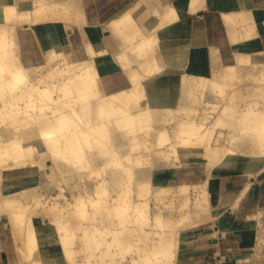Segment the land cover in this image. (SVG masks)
<instances>
[{
    "label": "bare ground",
    "instance_id": "1",
    "mask_svg": "<svg viewBox=\"0 0 264 264\" xmlns=\"http://www.w3.org/2000/svg\"><path fill=\"white\" fill-rule=\"evenodd\" d=\"M151 1L153 4L150 7H146L144 13H137L135 16L130 13L124 14L113 19L111 22L110 26L116 35L115 37L118 38L122 45L124 44L123 51L119 54V59L122 62V68L128 72L131 81V85L128 88L116 91H111L103 82V78L107 77L105 75H109L110 73H102L95 63L98 51L85 35L84 24L86 18L80 0H29L32 7L20 8L16 13L15 10H18L16 4H5L2 7V19L0 20V59L2 57L4 58L2 66H0V162H5V165L4 168H1L0 181L5 182L9 180L12 182L21 180L24 176L31 177L34 171H40L45 168V161L48 157H51L53 160V167L50 174L53 176L54 170H57L58 167L60 169L58 177L61 179L64 178L65 172L71 166H77V164L84 163L85 161L91 165L92 163H99L102 156H104L107 163L114 158L123 159V163L108 171L104 183L96 184V188L93 191L96 192L97 196L93 198L91 197L92 195L90 197L84 196L73 202L70 200L66 201V203H71L73 209L76 211V215L81 213L82 215L80 214V217L84 215L87 221L90 219L88 227L90 231L85 232H88L92 236L90 237L85 233L87 238L85 239L84 236L85 246L74 247L75 230L72 231L71 228L67 227L66 224L69 222L66 223V220H64L65 215L59 218L52 214L47 215L48 211H46V206L44 205L46 202L43 200L45 195L39 193L36 187L27 186L17 195L16 191L10 189L4 190V187H2L3 184L0 185V219L3 217L8 219V222L4 223V227L11 230L14 242H18L17 247H19L21 257L19 264H53L61 258H65L67 261L68 257L69 261L71 259L75 262L77 254L84 253L85 250V252L89 253L88 256L86 254L87 259L91 258L89 261H92V257L96 254V249L98 247L101 248L100 246L103 247V241L105 240V238L103 241L100 240L101 238L99 236L101 235L100 237H102L103 233L107 234L106 232L110 230L108 229V231L106 230L104 232L102 228L100 229L98 227L99 229H97L98 220H95L96 222L92 221L94 217H92L93 215L91 216L90 209L93 208V211L97 209L98 212L101 210H98L100 206L105 208V210L107 209L109 214L114 217V220H116L115 225L118 226L115 233L120 230L119 232H121L122 236L129 237L132 231L133 235L131 234V236L133 237H135L134 232L137 233L136 237L140 236L138 238H141L143 234L149 235L146 232L151 230L144 231L145 229H139L142 226L141 224L144 226V223L151 228L153 227V230L155 227L162 228V231H156L158 238H153V240L150 239L149 241L153 249H148L150 251L144 253L145 255L142 257L135 259L132 264H152L153 262V264H179L178 253L181 233L179 229L185 226V221L187 223L191 221L189 213L192 214V212L180 213L177 218H171L169 216L171 219L168 222L162 221V214L156 215L155 221L151 219L149 215L150 203L148 199H146L147 201L142 199V194L149 189L148 186L150 180L153 179L154 171L158 168H163L165 164H161L160 161L155 160L153 169L138 166L134 162L133 164L130 162L132 164L130 165L128 160H133L130 156V151L134 150L141 143L134 141L138 142V144L131 147L126 138L132 139L131 136L138 135L139 129L141 131L146 130L145 128L151 124H163L167 116L164 109L168 103H176L175 108L171 109L174 114H181L182 112L186 114L187 110L191 109L188 108V102L190 101L191 104V100L200 98L197 97L199 96L197 95L198 90L194 93L199 88L203 90L208 88L206 91L208 90L209 92L211 89L210 94L216 92V96L236 102L234 99L236 93L228 95L227 92H224L225 86L230 84L228 78L231 76H239L237 72L239 71L240 65L243 66L247 59L258 58V56H255L253 53L237 50L234 52L235 62L227 65L222 62L220 50L218 48H212L213 58L210 66L212 76H206V67L190 68L187 72H184L180 79L181 86L178 101V98H175L177 95H172V90L156 77L165 73L164 71L167 70L165 67H168V71L170 70V66L172 67L166 61L167 56L162 52L157 33L159 28L170 24L172 17L171 11L170 8L166 9L160 0ZM188 1L192 11H197L207 6V0ZM142 4L143 2H140L136 6L140 7ZM49 10H51L48 14L50 19L56 17V19L64 21L69 27H77L80 29L83 35V45L85 46L83 49L85 52L77 61L70 57L71 59H69L67 66L64 68L61 67L57 70L54 66L47 67L44 74L34 71L32 76L24 77L26 66L28 65L30 67L32 64L26 58L23 61L24 57H26L24 54L31 48L25 45L28 42L27 36L24 35L25 31L30 33L28 35L29 40L33 39L36 42L35 48L40 47L45 52L70 47L68 45L44 48L39 36H36L31 30L24 29V31H21L19 29L21 24H24L22 26L26 28L27 24L49 22L46 21L48 19L45 20L46 22L41 21V18ZM132 10L134 11L135 9ZM235 17L236 14L232 17H227L226 15L225 18L230 24H236L238 21ZM149 18L151 21L158 19L157 24L153 27L150 26L148 22ZM251 21L254 24L253 18H251ZM251 27L248 26L246 29H251ZM14 29H17V31L13 33ZM6 35L12 36L4 39ZM234 37V34H232L233 40ZM128 47H131V49L128 50ZM158 90L162 92L161 95L158 93ZM193 94L196 95V98L193 97ZM213 94H211L209 99L213 97ZM239 96L237 98L241 99L242 96ZM209 99L206 98V101ZM259 100L257 102L260 103ZM202 101L203 98L201 97V104ZM209 101H212V99ZM251 101L245 104L236 103L233 106H231L232 104H228L217 119L216 125L223 123L221 126H226L229 131L227 135L221 132L219 137L224 135L226 140L229 139L230 143L227 142L231 146L208 145L204 140V132L207 130L203 129L202 124H196L193 119L179 121L182 135L180 137L175 135V140L172 141L173 149L177 153V159L180 160L181 151H186L188 154H193L198 151L203 152L205 157L204 166L211 164L212 169L206 173V177L203 179L204 182H201L204 184L208 183L209 189L213 182L217 184V190L219 189V191L213 193L212 203L218 200L220 189L228 185L229 176L238 174L255 177V175L264 174V134H262V132L264 133V107L262 106L264 101L261 105L263 108L258 106V103H255L256 101ZM191 110L192 112L194 111L193 109ZM234 111L236 114L242 111L243 115L234 116L236 115L232 114ZM202 112L204 113V111ZM107 114L109 116H107L108 120L99 123L100 116ZM236 120H245L243 121L245 125L243 127L241 126V129H235L236 125L234 126L232 122H236ZM26 121H30L34 125L25 128L21 122L24 123ZM211 130L213 129L209 131L211 132ZM114 133H116L115 137H113ZM206 138L212 139V135L211 137L208 135ZM156 139L161 144L166 141V138L163 136V131H159L156 134ZM109 143V146H113V151L109 150L110 147H107ZM193 144L195 147H193ZM119 146H121V154L119 152ZM126 153L128 154L127 156ZM106 155L111 156L106 158ZM141 160L144 159L141 158ZM141 160H139V163L137 162L139 165ZM213 169L226 175H214ZM21 170H25L24 173H20ZM5 171H13L17 175L6 176ZM153 182L158 184L154 180ZM133 183L134 187L131 188V184ZM158 185L162 186V184ZM206 191L207 188L203 189V193L200 195L197 203H201V205L205 203L207 205V202H211L207 197L208 194ZM3 194L5 195L3 196ZM59 196H65L64 192L59 194ZM24 198H31V202L27 203V200L24 203L22 201ZM138 198L141 201H137ZM181 207L189 209L188 198L183 200ZM29 208H32L33 211L26 219ZM209 213V211L205 213L202 219H208ZM100 214L102 215V213ZM38 217L42 219L41 222L44 226L53 224L59 231V251L52 252L51 249L53 246L49 244L50 241L47 239V235H39L38 228L34 223ZM100 217L102 218V216ZM256 217L260 218L261 214L252 216V218ZM129 221L131 224H136H133L135 226L134 228H128L127 223ZM63 223L64 227L62 225ZM75 225L78 224L76 223ZM85 226H88V224ZM143 226L142 228H144ZM60 227H63V229H60ZM94 229L97 230L95 231ZM112 233L114 234V232ZM122 239L124 238H120L116 234L115 239L111 241L119 247L118 242L122 243ZM111 241L107 244L110 243L111 245ZM148 243L147 245H149ZM105 245L106 243L104 247ZM110 245H107V249L109 250L112 249V245L111 247ZM144 247H141L143 248L141 249L142 252L143 250L146 252ZM123 257L122 260L124 259ZM100 258L102 259V255ZM116 260L113 258L112 264L119 262ZM84 261L87 262V260ZM91 261L89 263H93ZM88 262L85 264H89ZM108 262L111 264V259ZM108 262L106 261L105 264H109ZM77 264L82 263L78 262Z\"/></svg>",
    "mask_w": 264,
    "mask_h": 264
},
{
    "label": "crops",
    "instance_id": "2",
    "mask_svg": "<svg viewBox=\"0 0 264 264\" xmlns=\"http://www.w3.org/2000/svg\"><path fill=\"white\" fill-rule=\"evenodd\" d=\"M80 2L86 18L85 35L98 51L95 63L102 73H110L103 78L105 86L111 91L128 88L131 85L129 74L122 68L119 59L124 44L122 45L115 37L110 25L113 19L124 14L130 13L135 16L137 13H144L146 7H150L153 2L151 0H80ZM140 2H143L142 6L137 7ZM160 2L166 9L170 8L172 17L170 24L159 28L157 33L162 52L167 56L166 61L172 65L170 70L174 69L173 72H165L158 76L161 82L165 83L171 76H174L176 83L181 82V75L190 68L206 67L208 73L213 58L212 48L220 50L222 62L227 65L235 62L234 52L237 50L253 53L264 59V0H207V6L197 11L190 9L188 0ZM5 4H16L19 8L32 7L29 0H0V20L1 9ZM234 14L238 22L230 24L225 17L226 15L232 17ZM251 18L254 19V24ZM148 22L153 27L158 19L151 21L149 18ZM248 26H252L251 29H246ZM26 28L40 37L44 48L77 46L83 42L80 29L69 27L62 20L27 24ZM232 34L235 36L234 40ZM33 41L29 40L28 46L31 48H35L36 45ZM232 59L233 62L230 63ZM121 74H125V80ZM168 76L170 77L167 78ZM184 152L185 157L180 155L178 164L156 169L153 180L164 186L174 188L180 186L185 172L192 170L194 164L196 167L202 164L196 162V159H199L196 152L193 154ZM229 178L228 185L220 189L218 200L212 203L211 216L200 224L181 230L179 264L264 263V174L255 177L233 174ZM216 187L217 184L212 182L210 185L212 193L219 191ZM259 213L260 218H252ZM5 229L0 225V264H19L21 261L19 250L12 233L7 234ZM41 229L38 228L39 235H47L49 244L53 246L51 251H59L58 233L50 231L49 228ZM12 246L16 250L14 255L10 253Z\"/></svg>",
    "mask_w": 264,
    "mask_h": 264
},
{
    "label": "rangeland",
    "instance_id": "3",
    "mask_svg": "<svg viewBox=\"0 0 264 264\" xmlns=\"http://www.w3.org/2000/svg\"><path fill=\"white\" fill-rule=\"evenodd\" d=\"M17 9L18 10H15V13L20 10V8L18 6H17ZM50 11L51 10H49L47 12V14L41 18L42 19L41 21L44 22L46 19H48L46 21L58 20V19H56V17H54L53 19L52 18L50 19V17L48 16ZM22 25H24V24H21V26H19L20 27L19 29H21V31H24V29H27V28H23L24 26H22ZM16 31H17V29H14L13 33ZM24 33H25L24 35L27 36V39H28V42L25 45L28 46V45H30L29 37H28V35H30V33L28 31H25ZM11 36L6 35L4 37V39H8ZM13 36H14V34H13ZM83 44H84V42H81L77 46H71L70 45V47L69 46L63 47L61 50H56V51H49L48 50L46 52L44 50H42L40 47L28 49V51L24 54V56H26V57H24L23 61H25L27 59V60H30L32 62V64L30 67L28 65L26 66V71H25L23 76L24 77L25 76H32L34 71L36 73H43L44 74L47 67L54 66L57 70L60 69L61 67L62 68L66 67L69 59L72 58V59L77 61L80 57H82L83 53L85 52V50L83 49L85 46ZM129 49H131V47H128V50ZM3 58L4 57H2L0 59V66H2ZM231 62H233V59L230 61V63ZM165 68H167V70L164 72L170 73V71H172V72L174 71L173 68H172V70H169V71H168V67H165ZM182 70H184V69H182ZM180 71H181V69H180ZM237 75H239V76L229 77L228 82L230 84L225 86V88H224V92H227L228 95H233L234 93H236V94L238 93L237 95L236 94L234 95V97L236 96L234 98L236 100V102L234 100H232V101L231 100L230 101L225 100V99H223V97L220 98L219 96H216V92H213L214 94L211 93V94H213L212 95L213 97L211 98L212 101H209V100H211V99H209V97H211L210 92L212 90L209 88L210 89V92H209L208 90L206 91V89H208V88H206L205 90H203L202 88L201 89L199 88V89H196L194 91V93H196V91L198 90L197 95H199V96H197V97H200V98H198L197 100L196 99L191 100V104H190V101L188 102L189 103L188 108L193 109L194 110L193 112L191 109H188L189 111L187 110L186 114H184L183 112L181 114H179V113L174 114V112H172L171 109L175 108L176 103L175 104L168 103V105L164 109L167 116L165 117L166 121H164L163 124H160V125H152L151 124L149 127H146V128L144 127L146 130L141 131L139 129L140 131L138 130V135H136V136L133 135L134 137L131 136L132 139L126 138L127 141L129 142V145H131V147H133L135 144L137 145L138 142L141 143L138 146H136L134 148V150L130 151V156L133 160H130V161L128 160V163L130 165H132L134 162V164L136 163V165H138V166H144V167L149 168V169L154 168L155 160L160 161L161 164H165V166H173L175 164H178L179 160L177 159V153L173 149L172 141L175 140L174 139L175 135H178V137H180V135H182L180 125H179V121H181V120L182 121H189V120L193 119V120H195L196 124L197 123L202 124L203 129L207 130L206 132H204V134H205L204 140L206 141V143L208 145H213V146L229 145V146H231V144H229L230 143L229 139L226 140L225 136H224V135H227V133L229 132L227 127L221 126L223 124L222 122H221L222 124L219 123L218 125H216L217 121H218L217 119L219 118L222 110L228 104L229 105L232 104L231 106H233L236 103L245 104L246 102H249L252 100L251 102L256 101L255 103H258V106L264 107V103H263L264 98H262V97H264V59H261L260 57L247 59L243 66L240 65L239 71L237 72ZM57 76H61V75H57ZM121 76H123L122 79L125 80V74H123V75L121 74ZM206 76H208V77L212 76L211 70L208 73H206ZM156 77L158 78V76H156ZM169 77H167V78H169ZM165 83L169 87V89L172 90V95H174V94L177 95L175 98H178V101H179V95L178 94L180 92L181 82L178 81L176 83V81L174 80V76H171L170 79H166ZM176 84L179 86H176ZM178 88H179V90H178ZM199 91H200V93H199ZM160 92L161 91L158 90V93L161 95L162 92L161 93ZM202 92H203V94H202ZM262 93H263V95H262ZM204 94H206V95H204ZM239 94H240V96H239ZM238 96L239 97L242 96V98H241V99H243L242 102H240V100H241L240 98H237ZM193 97L196 98V95L193 94ZM201 97L203 98L202 104H201ZM206 98L209 99V100H207L208 102L206 101ZM245 100H247V101L245 102ZM253 100H255V101H253ZM258 100L260 101V103L257 102ZM194 101H198V102H194ZM192 102H194V103L192 104ZM231 102H233V103H231ZM196 103H198V104H196ZM262 103H263V105H262ZM194 104H195V106H194ZM217 104H219L218 107H216ZM193 106L194 107L197 106L198 108L196 107V109H194ZM233 109H234V107H233ZM234 110H236V109H234ZM202 111H204V113ZM241 112L242 111H240V113ZM182 114H184V115H182ZM232 114H236L235 111ZM239 114H236L234 116H237V115L241 116V115H243V112L240 115ZM107 116H108V114L100 116L99 123L106 122L108 120V117H109V116L108 117ZM202 116L203 117L205 116V117L203 118ZM201 118H203V119H201ZM243 121H245V120H240V121L236 120V122L234 121V122H232V124L234 126L236 125L235 129L238 130V129H241L245 125L244 124L245 122H243ZM21 123L24 124L25 128L26 127L29 128L32 125H34L30 121H26L24 123L21 122ZM210 129H213V130H211V132H210L209 131ZM4 131L6 132V130H4ZM159 131H163V136H164V138H166V141L163 142L162 144L156 139V134H158ZM221 132H224V135L223 136L221 135V137H219ZM262 134H264V133L262 132ZM115 135H116V133L113 134V137H115ZM208 135L210 137L212 135V139H207L206 137ZM134 141H138V142H134ZM109 145H110V143L108 144L107 147L108 148L110 147L109 150L113 151L112 150L113 146L111 147ZM119 147H120L119 152L121 154V146H119ZM193 147H195L194 144H193ZM199 148H201V147L199 146ZM185 154L186 153L184 151H181V156L184 155V157H185ZM196 154L199 158V159H196V162L199 163V165L201 163L202 164L199 167H196L195 166L196 164H194V167L192 168V170L191 169L187 170L185 172V175H184L182 181L180 182V186H178L176 188L164 186V185L161 186V185L155 184L153 182V179H152V180H150V183L148 186L149 189L142 194V199L144 201H147L146 199H148V201L150 203L149 215H150L151 219H153V221L156 220V215H158V214H162V221L168 222V221H170V219L172 217L177 218L180 213H187L188 211L192 212V214L189 213L191 221H189L188 223L185 221L184 222L185 226H183L182 228L179 229L180 232H181V230L189 228L193 225H197V224L202 223L203 221H205L202 219L203 218L202 216H204L205 213H208V211L211 212V207H212V201L211 200H213L214 194L208 188V183L204 184L202 182H204L203 179L206 177V173L210 172V169H212V165L209 164L208 166H204L205 165V157H204L202 151H198V152H196ZM127 155L128 154L126 153V156ZM108 156H111V155H108ZM108 156L106 155L105 157L107 158ZM126 156H124V157H126ZM141 158H143L144 160H141ZM124 160H125V158H124ZM139 160H141L140 165L138 164ZM84 161H85V159H84ZM122 161H123L122 158H120V159L114 158V159L110 160L109 163H107L105 161L104 156H102V158L99 160V163H96V164L92 163L90 165L85 161L84 163L82 162V163L77 164V166H74V167L71 166V168H69L67 170V172H65L64 178L61 179L60 177H58V174H60V169L58 167H57V170L56 169L54 170L53 176L50 174L52 171L51 169L53 167V160L51 159V157H48L45 161V168H43V170H40V171L36 170V171H34V174L31 177L30 176H26V177L24 176L21 180H18V181L17 180L12 181V182L9 180H7L5 182L0 181V185L3 184L2 187H4V190L10 189V190L16 191L17 195H19L22 192V190H24L25 187H27V186L36 187V189H38L39 193H43L45 195L43 200H45L44 202H46L44 204L46 206L45 209L49 213V214L47 213V215L52 214L53 216H55L57 218L65 215L64 220H66V223L69 222L68 224H66L67 227L71 228L72 231L75 230V232H74L75 238L74 239L76 240V242L74 240V243H75L74 247L75 246H81V245L85 246L84 244H86V243H84L85 242L84 240L87 239L85 233L90 237L92 236L88 232H85V231H90V229L88 228L90 219H89V221H87L86 220L87 218L84 215L80 217L79 215L81 213L76 215V211L73 209L71 203L70 202L66 203V201L70 200L71 202H73V201H76V199L82 198L84 196L90 197L92 195L91 196L92 198L97 196L96 192L93 191L96 188L95 187L96 184L101 183V182L104 183L105 178L108 175V171L111 168L117 167L118 165L123 163ZM130 162H132V164ZM22 163H24V162H22ZM190 163H192V161H190ZM4 165H5V162H0V172H1V168H4ZM24 171L21 170L20 173H24ZM152 171H154V170H152ZM213 172H214V175L220 174V172L216 171V169H213ZM125 174H127V173H125ZM5 175L6 176H15V175H17V173H15L13 171H5ZM126 177L128 178L127 175H126ZM131 186H132L131 188H133L134 183L131 184ZM206 188H207L206 192L208 194L207 197L211 202H209V203L207 202V205L204 203V205H205V207H204V205H201V203H197V201L200 198V195L203 193V189H206ZM61 190H63V191H61ZM62 192H64L66 197L65 196H59V194H61ZM113 193L115 194V192H113ZM4 195L5 194H3V196ZM143 195H144V197H143ZM187 198L189 199V209L181 207L183 204V200H185ZM30 200H31V198L22 199V201L24 203H26L25 201H27V203L31 202ZM137 201H141V200H139V198H138ZM90 210H91V216L93 215L92 217H94V219L92 221L98 220L97 223L99 225L96 223L97 229L102 228L104 232H106V230L108 231V229L111 230V231L109 230L110 232L109 231L106 232L107 234L103 233L102 237H100L101 235L99 236V238H101L100 240L103 241L104 238H105V240L103 241L104 243L101 241L103 243V247L100 246L101 248L98 247L96 249L95 253L97 254V256L95 254L94 257H92V261L90 260L93 263L95 262L94 264H100V263L105 264V262L106 261L108 262L110 259H111V264H112L113 258H114V260L117 259L116 260L117 262L119 261L116 264H120V263L121 264H132L135 259L142 257L143 255H145L144 253H147L148 251L153 249L152 246H150L151 243L149 241H150V239L153 240V238L157 239L158 238L157 232L162 231L161 230L162 228L159 229V227H155L158 229L155 230V228H154V230H153V227L151 228V227L147 226V224L145 225V223H144V226H143V224H141L144 228H142V226L140 228L139 227L138 228L142 229V230L145 229L144 231L151 230V231L146 232V233H149V235L143 234L144 236L142 235L141 238H138L140 236L137 235L138 237H136L137 233L134 232L135 237H133V236H131V234L133 232L132 231V232H130L131 234L129 235V237L128 236H122L121 232H119L120 230L117 231L118 233L117 232L115 233L118 226L115 225L116 220H114V217L111 214H109V211H107V209L105 210V208H102L100 206L98 208V210H100V211H98V212H97V209H94L95 211H93V208H91ZM32 211H33L32 208L28 209V214L26 215V219L29 217L30 214H32ZM77 213H79V212L77 211ZM94 213H96V214H94ZM100 213H102V215ZM77 216H79V217H77ZM95 216H96V218H95ZM100 216H102V218ZM110 216H112V217H110ZM256 216H257V214H256ZM82 217H84V219H82ZM80 218L82 221L80 220ZM115 218L118 219L117 217H115ZM257 218H259V217H256V219ZM100 219H102V220H100ZM35 221L36 222H34V223L36 224L37 228H39V229H41V227H43V228H49V230L52 232H57V233L59 232L53 224L44 226L41 222L42 219L40 217H38ZM83 221H84V223H83ZM7 222H8V219L6 217L1 218L0 219L1 228H3L4 223H7ZM76 223L80 227L78 225H75ZM129 223H130V221H129ZM129 223H127L128 228H134L135 227L134 225H136L134 223H132V224L131 223L129 224ZM84 224L85 225L88 224V226H85ZM62 225L64 227V223ZM63 227H60V229H63ZM81 227H82V229H81ZM83 228H84V230H83ZM58 229H59V227H58ZM5 230L7 231V234L11 233V230H9V229H5ZM152 231H154V232L151 233ZM112 232H114L115 235ZM110 234H111V236H110ZM116 234L120 238L121 237H123L124 239L127 238L126 240L122 239L123 240L122 243L118 242V244H119L118 246L120 248L117 247V244H115L113 241H111V240L115 239ZM78 236H79V238H78ZM84 236H85V239H84ZM146 240H147V242H146ZM110 241L114 244V246L111 243L112 249L109 250V249H107L108 248L107 245H110V243L109 244H107V243ZM58 242H59V239H58ZM15 243L17 245L18 242L15 241ZM105 243H106V245L104 247ZM145 243H146V245H145ZM147 243L149 245H147ZM19 244L21 246H23L21 243H19ZM111 245H110V247H111ZM143 246H145L144 249L146 250V252H144V250L142 252L141 249H143V248H141V247H143ZM147 246H148V248L146 249ZM115 247H117V248H115ZM121 247H123V248H121ZM127 247H129V248H127ZM17 248H19V247H17ZM148 249H150V250H148ZM100 250H102V251H100ZM119 250L121 251V253ZM85 251H84V253L80 251L83 254H81V253L77 254V256L75 257V262H73L71 259H70V261H71L70 262L69 257H68L67 261L65 258H61V259H59L58 262H54L53 264H59V263H61V264H73V263L77 264L78 262H80L82 264L84 262V264H85L89 261V259H91V258L87 259L88 257H86V254L88 256L89 253L85 252ZM15 252H16L15 247L12 246L10 249V253L12 255H14V254H16ZM105 253H106V255H105ZM119 254H121L122 256L121 255L119 256ZM101 255H102V259H105V260H102L100 258ZM113 255H115V256L113 257ZM85 257H86V259H85ZM110 257H112V258H110ZM122 257L124 258L123 260H122ZM152 258H153V256H152ZM82 259H83V261H82ZM84 260H87V262ZM103 261H104V263H103ZM116 261H114V262H116ZM93 263H89V264H93ZM108 263L110 264V262H108Z\"/></svg>",
    "mask_w": 264,
    "mask_h": 264
}]
</instances>
